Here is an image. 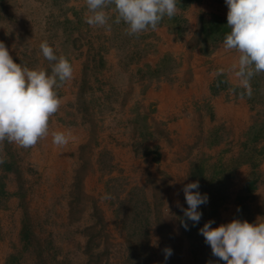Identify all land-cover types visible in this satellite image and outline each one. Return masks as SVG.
<instances>
[{
  "label": "rangeland",
  "instance_id": "1",
  "mask_svg": "<svg viewBox=\"0 0 264 264\" xmlns=\"http://www.w3.org/2000/svg\"><path fill=\"white\" fill-rule=\"evenodd\" d=\"M195 4L201 2L178 0L175 16H165L155 30L128 35V26L115 22L114 5L105 9L107 25L93 27L86 23V0H0V41L14 62L51 74L52 62L40 49L46 40L73 69L72 78L55 88L60 107L49 118L47 135L30 148L0 142V253L10 254L8 264H217L199 234L205 222H264V72L251 78L249 95L239 75L240 54L223 43L226 16H199L191 9ZM202 56L211 59L208 67L196 66ZM216 59L224 65L213 64ZM115 66L128 76L126 85L118 84ZM181 72L207 77L203 103L192 98L179 109L192 115V127L173 128L177 112L160 119L157 98L146 107L140 98L136 105L146 110L124 126L126 139L117 137L114 101L121 91L156 96L175 83L185 90L192 82H178ZM217 100L224 115L216 111ZM242 108L246 128L229 140ZM226 115L230 123L220 122ZM55 132L68 139V155L58 156L65 170L59 175L44 146L53 144ZM102 137L111 147L91 150ZM162 143L179 145L185 175L164 172ZM126 148L130 164L114 157ZM66 158H78L71 173ZM194 181L208 196L195 226L176 205L187 208L182 188ZM165 248L173 252L167 260Z\"/></svg>",
  "mask_w": 264,
  "mask_h": 264
},
{
  "label": "clouds",
  "instance_id": "2",
  "mask_svg": "<svg viewBox=\"0 0 264 264\" xmlns=\"http://www.w3.org/2000/svg\"><path fill=\"white\" fill-rule=\"evenodd\" d=\"M178 0H86L89 26H105L109 17L105 9L115 6L116 23L123 21L128 35H136L149 28L155 30L167 16L172 18L178 11ZM227 27L230 29L223 40L226 49L239 52V75L251 94L250 80L264 72V0H225ZM43 57L52 62L51 74L44 68L30 69L14 62L4 42L0 41V142H15L30 148L47 135L49 118L60 107L55 91L59 82L69 80L73 69L68 59L54 52L46 40L40 44ZM53 143L63 146L68 139L63 132L53 133ZM199 182L183 186L187 208L179 202L177 207L184 217L195 226L199 223L201 205L208 203L207 194L199 192ZM209 220L199 229L212 255L224 264H264V222L249 223L233 219L226 224L212 227ZM181 226L188 230L186 222ZM173 254L164 249L167 260ZM207 264H213L208 261Z\"/></svg>",
  "mask_w": 264,
  "mask_h": 264
},
{
  "label": "crops",
  "instance_id": "3",
  "mask_svg": "<svg viewBox=\"0 0 264 264\" xmlns=\"http://www.w3.org/2000/svg\"><path fill=\"white\" fill-rule=\"evenodd\" d=\"M201 2V4H195V5H192L191 9H193L195 12H197V14L200 15H204V14H218V16H227V11H228V8H227V5L225 3V0H198ZM215 2H223L224 5H220V3H217L218 5H216ZM187 52L189 51H186L185 54H188ZM198 55V54H197ZM201 56V55H199ZM202 58L205 59L204 63L203 64H200V65H196V66H199L201 68L203 67H208L209 66V61L211 60L210 58L208 57H204L202 56ZM183 59H184V56H183ZM190 60V59H189ZM188 60V61H189ZM183 61V60H182ZM186 62V63H182V68L184 67V69L182 70H185L186 66L189 64V62ZM224 62V61H223ZM221 60L219 59H216L214 61L213 64L215 65H220V66H223L224 64ZM217 67V66H216ZM229 66H225V68H228ZM229 70V69H227ZM178 77L180 79V81L178 80V82H184V80L186 81H189L191 80V84H188V86L184 87L186 88L185 90L182 89L178 83H175V84H171V85H165V88L162 89L158 94H154L153 91H148V93H146L144 96H142V99H146V101L144 102V106L146 107L148 105V103L150 101H154L156 98H157V101L159 102V106H158V115L160 117V119H164V120H171L173 119V114L177 112V120L171 122L172 124V127L173 128H179V130H182L183 127H186L187 129H189L188 127H192V125L190 123H193V120H192V115L189 116V115H184L181 113V111H179L181 105L183 102H185L186 100H191L192 98H200L201 102L203 103V101L206 99L205 98V94H206V89H205V84H206V79L207 77L205 76V74H195L192 78L188 77L187 78V74L186 72H181L180 74H178ZM189 88V89H187ZM184 90V91H183ZM215 105H216V111H218L219 115H220V111L222 112V115H224V108L222 106H224L223 104V101H214L213 102ZM146 109H144L143 111H145ZM241 110H244L245 114L244 116H238V120L236 121L237 124H239V122L243 123L244 124V128L242 129L243 131L245 130L246 128V125H247V122H248V117L245 115L247 114L245 109L242 108ZM234 112V110H233ZM233 112L231 114H233ZM221 117V116H220ZM226 119H225V118ZM230 116H223V120H219L220 122H224L226 121L227 123H230ZM234 125V127H233ZM232 125V128L230 130H232V132H234V130L236 129L235 127V124ZM242 131V132H243ZM233 137L236 139L237 136H233L231 135L229 140H232ZM159 139V138H158ZM163 147V154H164V159L166 162H168V164H166L164 167H163V170L164 172L171 176V177H174L175 176H178L179 174H182V175H185V172L183 171V168H185V164L182 163V162H179V154L181 155V157H183L182 155H184L183 151H180V149L178 148V144H174L173 146L169 147L165 145V143H163L162 145H160ZM174 146H176V148H174ZM130 163L131 160H130ZM172 163H176L174 164V166H179L180 170H177L179 171L178 173H174L173 172V169H174V166L172 165ZM166 168L169 169V172L166 171ZM264 186H262L260 188V191L261 189L263 188ZM259 191V193H260ZM16 225V224H15ZM19 230H20V227H19ZM19 232V231H18ZM6 255H8L7 252L5 253H0V264H8V260H7V257H10V254L9 256L6 257Z\"/></svg>",
  "mask_w": 264,
  "mask_h": 264
},
{
  "label": "bare ground",
  "instance_id": "4",
  "mask_svg": "<svg viewBox=\"0 0 264 264\" xmlns=\"http://www.w3.org/2000/svg\"><path fill=\"white\" fill-rule=\"evenodd\" d=\"M197 60V59H196ZM205 61L204 58H200L198 60V65L203 64ZM113 69H115V71L120 75L117 76V82H119L118 84L121 85H126L129 81V78L126 74H124L122 72V70L119 69L118 66H115ZM217 69H221L220 66L217 67ZM227 73H230L229 70H226ZM142 98V94L138 89H134L128 93H124L123 91H121V96L119 97V99L115 100V104L114 107L115 109L119 112L118 113V117H117V122H116V126H115V133H117V137L126 139L129 135V132L126 131L124 129V126L131 120L135 119L136 117H138L139 115L142 114V110H139V108L137 107L136 103L137 101ZM113 102V103H114ZM243 116V115H242ZM244 128V124L239 122V124H237L236 129L234 130V132H232L233 136H238V131H243L242 129ZM155 130V128H154ZM53 135V134H52ZM97 144H103L104 146L110 148V142L109 139L107 137H102L100 138L99 141H94L90 144V149L94 150L96 148ZM163 144V143H162ZM44 146L47 149V154H46V160L48 162V164H50L52 166V172H54L56 175H59V171L60 173L62 171L65 170H60L59 166L63 165L61 162L64 160V157H66L68 155L67 149H63V146H58L55 145L54 143H48V144H44ZM65 152V153H64ZM62 153V154H61ZM59 155H63L64 157H58ZM129 156H131L129 148L126 149H122V150H118V153L115 152L114 157L116 159H120L122 162H125L127 164L129 163ZM66 158V170L71 173L72 172V168L77 166V160L78 158L74 159V160H70ZM45 165V164H44ZM91 167L93 168V170H96V165L91 163ZM91 167H90V174H91ZM131 169L130 167L128 168V170ZM180 170L179 166H174L173 171L175 173H178ZM174 177L176 178V176L174 175Z\"/></svg>",
  "mask_w": 264,
  "mask_h": 264
},
{
  "label": "trees",
  "instance_id": "5",
  "mask_svg": "<svg viewBox=\"0 0 264 264\" xmlns=\"http://www.w3.org/2000/svg\"><path fill=\"white\" fill-rule=\"evenodd\" d=\"M222 32L226 35L228 32H230V29L228 28V27H224L223 29H222ZM216 260H217V264H222V261L221 260H219L218 258H216Z\"/></svg>",
  "mask_w": 264,
  "mask_h": 264
}]
</instances>
